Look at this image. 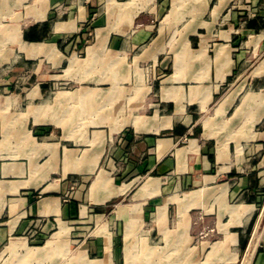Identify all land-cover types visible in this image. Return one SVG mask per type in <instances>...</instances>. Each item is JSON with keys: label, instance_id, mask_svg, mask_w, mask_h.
Wrapping results in <instances>:
<instances>
[{"label": "crops", "instance_id": "0c3cea01", "mask_svg": "<svg viewBox=\"0 0 264 264\" xmlns=\"http://www.w3.org/2000/svg\"><path fill=\"white\" fill-rule=\"evenodd\" d=\"M64 1L45 0V12H34L31 23L12 21L7 40L18 43L26 59L32 43L42 44L43 51L34 55L39 65L51 53L78 56L72 44L64 51L61 44L78 43L84 35L61 33L59 26L75 31L104 1L134 11L128 21L134 28L105 35L112 66L124 56L133 69L149 67L152 79L149 85L82 86L81 97L69 99L73 91H57L56 85L31 88L29 94L37 96L65 94L71 100L66 105L84 107L81 117L72 120L97 124L88 130L56 128L50 135L55 140L45 145L48 168L70 170L68 175L77 180L68 202L63 199L69 186L64 177L46 184L36 178L33 184L45 187L33 206L21 195L26 180L4 182L3 194L17 205L18 218H25L29 207L33 216H56L75 229L117 219L125 234H169L181 227L203 228L208 220L217 235H224L215 247L242 250L264 190V0H201L179 18L168 14L177 1L176 11L181 12L185 0H67L66 6ZM46 26L51 28L33 40V30ZM176 26L182 27L177 37L170 34ZM49 39L55 43L47 49ZM21 45L28 46L22 50ZM94 58L99 68L105 67L104 57ZM246 73L256 85H235L234 78ZM107 105L129 109L107 115ZM89 106L97 111L90 112ZM11 192H16L12 198ZM230 233L235 235L232 245Z\"/></svg>", "mask_w": 264, "mask_h": 264}, {"label": "rangeland", "instance_id": "374dc122", "mask_svg": "<svg viewBox=\"0 0 264 264\" xmlns=\"http://www.w3.org/2000/svg\"><path fill=\"white\" fill-rule=\"evenodd\" d=\"M103 3H97L91 10L89 20L84 26H77L75 31L68 32V27L59 26V29L63 30L61 33L84 35V40L78 43L65 41L61 44L63 51L67 45L72 44L78 56L70 57L64 51L63 56L52 54V57L46 60L44 58L39 65V58L29 54L30 59H26L24 54L19 52L18 43L12 45V40H7L6 37L12 31V21L23 18L27 23H31L36 15L34 12H37L38 16L39 12H45L44 9L48 5L45 0H0V264H229V260L232 261L231 264H264V190L256 203L248 234L244 238V247L242 250L233 251L235 253L223 247H218L215 251V241L221 240L224 235H217L208 225V220L203 221V228L190 226L186 230L181 227L182 231L169 234H125L123 224L117 219H99L98 227H94L93 223L89 224V228L75 229L74 224L56 216L42 219L29 214L28 205L25 218H18L17 205L10 204L12 202L3 194L4 182L26 180L27 188L21 195L27 197L29 206H33L43 196L45 187L34 185L36 178L38 182L46 184L55 178L64 177L65 180L68 179L69 186L63 194V199L68 202L76 188L77 180L68 175L70 170L48 168L49 147L45 145L55 140L50 135L56 128L59 131L88 130L97 123L72 120L81 117L84 107L78 103H65L71 101L69 98H80L84 91L82 86H95L99 83L149 85L153 74L149 67L133 69L129 65V59L124 56L115 67L112 66L111 62L114 60L111 57V43L105 41V35L123 33L133 27L128 21L134 11ZM199 3L201 0H185L181 2V12L175 10L168 17H184L187 9L192 10L196 5L198 8ZM17 11L21 12L16 14ZM115 21L124 24L114 25ZM45 28L36 27L31 36L33 40H39L51 27ZM181 28L172 27L170 34H176L177 37ZM159 29L162 27L159 26ZM46 42L51 44L47 49L55 43L53 39ZM41 51L43 50L38 53ZM95 55L104 57L105 67L99 68L98 62L94 60ZM48 59L54 62V66H51ZM99 76L102 77L100 82ZM234 80L235 85H256L252 74L239 75ZM34 85H44L46 88L56 85L57 91L73 92L67 95L68 99L66 96H56L55 93L37 96L29 94ZM85 108L90 109V112L97 111V107ZM120 108L124 114L129 109L124 105H107L106 113L114 114ZM236 108L237 106L233 110ZM97 173L98 170H94L88 178L89 181H92ZM13 193L16 192H11L10 198ZM233 237L235 235L230 233L227 240L229 245L235 241Z\"/></svg>", "mask_w": 264, "mask_h": 264}, {"label": "bare ground", "instance_id": "6f19581e", "mask_svg": "<svg viewBox=\"0 0 264 264\" xmlns=\"http://www.w3.org/2000/svg\"><path fill=\"white\" fill-rule=\"evenodd\" d=\"M180 2V1H179ZM179 2L177 1V2H175L174 3V6H172L173 7V10H172V12L173 11H175L176 9H177V7H178V5H179ZM183 2V1H182ZM130 3V2H129ZM128 4V3H127ZM126 3H125V5H127ZM124 9V8H123ZM84 10V9H83ZM122 11V10H121ZM137 12H138V10H137ZM122 13V12H121ZM121 13H120V15H121ZM169 15V14H168ZM122 16H123V14H122ZM18 32H20V30L19 29H17V32H16V35H18ZM13 35V34H12ZM13 36H15V35H13ZM18 37V36H17ZM262 37V36H261ZM15 38H16V36H15ZM22 38V37H21ZM20 39V38H19ZM21 40V39H20ZM25 43V42H24ZM23 49L25 48V45L22 47ZM42 48H43V46H42V44H39V43H32L31 44V46H29V48H28V51H29V53L30 54H32V55H37V53L38 52H40V50H42ZM55 48V47H54ZM52 50V49H51ZM56 51V50H55ZM54 51V52H55ZM59 53V52H58ZM51 54H53V53H51ZM94 54V53H93ZM54 55V54H53ZM50 56V55H49ZM48 56V57H49ZM36 57V56H35ZM50 57H52V56H50ZM54 58V57H53ZM73 61V60H72ZM75 61H77V60H75ZM74 61V62H75ZM74 62H72V63H74ZM263 65H264V61H263V63H262ZM262 68H263V66H261ZM257 71H258V69H257ZM140 77V76H139ZM142 77V76H141ZM143 78V77H142ZM140 79V78H139ZM142 80V79H141ZM140 80V81H141ZM143 81V80H142ZM142 81L140 82V84L142 83ZM139 82V81H138ZM37 86H39V85H37ZM37 88V87H36ZM57 95V94H56ZM65 94H63V96H64ZM264 100V99H263ZM31 105V104H30ZM31 107V106H30ZM29 113V112H28ZM61 123V122H60ZM64 125V124H63ZM28 131V130H27ZM26 131V132H27ZM30 131V130H29ZM29 136V135H28ZM103 177V176H102ZM97 178V177H96ZM100 179V178H99ZM98 179V180H99ZM156 180V179H155ZM107 181V180H106ZM104 183H105V181H104ZM196 197V196H195ZM180 202V201H179ZM181 205V204H180ZM185 207V206H184ZM186 208V207H185ZM124 209V208H123ZM248 209V208H247ZM250 209V208H249ZM141 210V209H140ZM139 210V211H140ZM184 211V210H183ZM251 211V210H250ZM249 213V212H248ZM160 214V213H159ZM186 215V214H185ZM185 217V216H184ZM161 218H162V216H161ZM183 224V223H182ZM181 224V225H182ZM187 226V225H186ZM188 227V226H187ZM186 233V232H185ZM188 236V235H187ZM109 245V244H108ZM220 245V244H219ZM214 246V245H213ZM217 247H218V245H217ZM217 247L215 248V251H216V249H217ZM253 250V252H254V249H252ZM31 251V250H30ZM107 252V251H106ZM252 252V253H253ZM211 253H212V251H211ZM210 255V254H209ZM129 256V255H128Z\"/></svg>", "mask_w": 264, "mask_h": 264}]
</instances>
